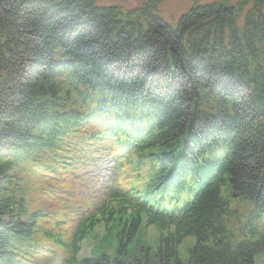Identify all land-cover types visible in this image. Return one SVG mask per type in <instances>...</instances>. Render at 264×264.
<instances>
[{
    "label": "trees",
    "instance_id": "obj_1",
    "mask_svg": "<svg viewBox=\"0 0 264 264\" xmlns=\"http://www.w3.org/2000/svg\"><path fill=\"white\" fill-rule=\"evenodd\" d=\"M150 1L141 15L0 0V264H51L49 246L58 264H182L187 237L188 264H254L264 251V1L243 22L241 5L194 7L176 29ZM92 146L153 160L147 205L76 211L67 239L29 181H62ZM158 198L166 208L150 206ZM145 222L160 229L154 260L129 251ZM99 226L119 229L118 248L78 259Z\"/></svg>",
    "mask_w": 264,
    "mask_h": 264
},
{
    "label": "rangeland",
    "instance_id": "obj_2",
    "mask_svg": "<svg viewBox=\"0 0 264 264\" xmlns=\"http://www.w3.org/2000/svg\"><path fill=\"white\" fill-rule=\"evenodd\" d=\"M217 0H163L160 5L156 6L153 10H151V13H153L156 16L161 17L166 22L170 24L172 28H176L178 24V19L181 15L186 13L191 7H194L195 5L205 4L214 2ZM228 3L237 6L243 1H247V4L245 6V12L253 8L255 2L257 0H226ZM151 4L150 0H99L97 5L98 6H117L120 7L122 12L125 14L129 13L131 10L136 9L137 14L145 15L149 10V5ZM141 22H143V18H141ZM108 169L105 168L102 171V180L108 177L110 174ZM90 178V182L88 183V187L86 189H83L79 192H77L76 196L78 198H82L89 194V191L96 186L98 182V173L97 171L91 170L88 174ZM36 201L42 205L43 207H46L47 199L44 197L34 195L33 196ZM157 230H155L154 227L147 228L143 235L142 243L145 241L146 245L150 248L151 253H155L157 249V241H156V234ZM104 231L102 228H99L95 234H91L88 239H86L83 248V255H94L98 256L100 253H105L107 255H112L114 253V250L119 245V237L117 236V233L113 235L112 239H108V244L103 248L102 251H92L94 249V246L98 243L101 238H103ZM194 238H185L184 241L177 247V253L178 257L182 264H188L189 261V255L190 250L195 244ZM130 252L133 255V248L130 247ZM92 251V252H91ZM254 264H264V251L257 253L254 256Z\"/></svg>",
    "mask_w": 264,
    "mask_h": 264
},
{
    "label": "bare ground",
    "instance_id": "obj_3",
    "mask_svg": "<svg viewBox=\"0 0 264 264\" xmlns=\"http://www.w3.org/2000/svg\"><path fill=\"white\" fill-rule=\"evenodd\" d=\"M237 6H239V5H237ZM113 224V223H112Z\"/></svg>",
    "mask_w": 264,
    "mask_h": 264
}]
</instances>
